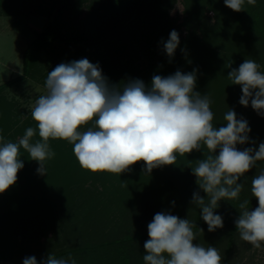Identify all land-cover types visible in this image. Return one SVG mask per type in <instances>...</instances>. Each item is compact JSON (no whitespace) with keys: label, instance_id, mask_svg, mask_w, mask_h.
Masks as SVG:
<instances>
[{"label":"trees","instance_id":"obj_1","mask_svg":"<svg viewBox=\"0 0 264 264\" xmlns=\"http://www.w3.org/2000/svg\"><path fill=\"white\" fill-rule=\"evenodd\" d=\"M37 1L0 0V6L9 10L12 8L14 13L21 15L28 13ZM78 1L39 0V3L42 4L41 11L47 17L46 26L28 44L23 54V74L0 84V94L9 84L31 74L45 48L57 47L71 50L80 46L115 44L116 55L120 56L131 53L127 51H129L128 45L132 41L149 58L163 45L162 41L166 42L169 39L167 35L170 33L172 22L174 24L178 21L177 18L172 17L170 11L174 7L173 0H97L100 3L99 7L89 14L81 15L80 18L85 27L80 28L76 24L71 25L67 22V19L75 20L78 16L80 12L76 6ZM183 1L184 3L191 2L188 3L191 8L188 9L189 16L196 19L203 16L207 25L196 29V31L192 29L186 36L187 39L182 44L180 52L175 53L174 57H168L165 60L164 56L167 54L164 50L161 51L158 62L151 61L148 63L149 67L146 71L135 74L136 78L132 79H140L150 86L153 75L166 77L178 70L184 73L185 65L183 63L194 62V65L197 63V66L195 65L197 67L196 84L201 86L199 82L201 78H207L206 82H210V84L208 83L210 85L208 94L212 95L210 107L213 114L217 116L213 119V125L217 128L225 126L226 122L223 117L229 109L234 110L239 119L242 118L245 108L239 103L242 95L241 87L231 84L227 77L231 69L227 66L231 64V68H234L233 61L235 59L238 60L240 56L247 59L253 58L257 50L264 49V0H257L255 6L248 5L245 0L244 9L241 12H234L226 7L224 0ZM60 4L62 7L54 13L55 8ZM158 13L166 17L164 22L162 18L158 19ZM144 26L147 27L146 30L141 29ZM123 32H125V38L118 35ZM203 50L212 53L211 57L209 56L210 58L207 59L208 65L201 58V54H205L202 52ZM199 60L203 62L200 63ZM127 80H123L119 84L121 89ZM2 100L3 97L0 95V105ZM249 106L251 107L250 103ZM13 124L20 125L12 120L9 111L0 107V135L4 136V131ZM261 124H264V121ZM28 127L35 128L36 126L21 124L15 133L25 132ZM254 133L256 134L250 138V141H255L257 145L264 143V125L258 127ZM39 139L37 131L32 142L35 143ZM49 145L55 152V156L45 162L46 175H40L37 172L38 162L30 160L29 154L21 149L20 158L24 167L18 172L16 183L6 192L0 194V225L3 223L17 225L18 231L26 224L28 228L22 230L24 233L32 229L29 228L32 224H40V226L35 225L34 227L35 235L48 237L50 230L54 229L56 224H60V221L65 218L75 216L80 212L79 207L75 205L79 197L85 198L87 201L92 197L94 199L97 195L103 197V194L110 196L111 193H115L113 201L116 202V205L127 203V207L131 205V208H135L138 214L132 219V222L122 219L120 227L113 228L115 231L108 235L98 234L85 242L67 244L60 251H53L51 248L53 244L45 247L41 251V258L37 260L38 264L48 254H54L58 259H66L71 256L77 264H137V262L141 264L145 254L143 245L149 239L147 226L159 210L169 213L171 210L172 215H177L182 219L187 218L193 222L196 225L193 231L197 234V239L193 243L204 246V241H208V245L205 247L213 246L218 251L220 248L221 250L224 248L221 264H240L239 260H236L235 263L231 261L233 257L235 259L237 256L236 251L233 253L235 238L239 233L235 226V220L242 211L239 204L244 200L249 201V210L258 206L257 199L251 195V180L261 170H264V161H258L256 166L251 169L252 171L250 170L238 181L244 184L239 199L219 202V207L214 211L223 217L224 226L214 232H208L206 229L208 226L200 216V208L192 203L195 192H199L205 198L206 194L199 189L196 177L189 167L192 163L197 165L198 160L206 157L208 154L206 148L184 156L177 154L176 164L173 167L169 165L155 168L150 174L144 171L143 162H138L131 166L130 171L117 175L107 172L92 173L82 169L73 153V145L67 141L50 139ZM175 171L177 176L170 182L164 174L168 172L174 174ZM134 187L138 191H150L151 195L156 193L158 198L153 204L151 210L153 212H149V204L145 202V205L138 202L131 204V199H128V191ZM11 195H14L18 204L16 208L8 210L3 206L5 199ZM123 197L127 199L125 202H123L125 200ZM3 198L5 199L3 200ZM157 208H159L158 211ZM7 212L11 214H7ZM96 222H103V220H97L94 223ZM128 223L131 224V227L127 225ZM4 229L0 226V235L3 234ZM200 229H203V232ZM204 231L207 232L204 233ZM35 240L31 243V253L26 249L23 250L22 245L17 249L15 255H12V251L3 253L0 250V264H9V257H12L13 260L23 253L24 257L34 256L33 252L38 251V245H40L38 242L40 240L38 238ZM221 241H225L224 245ZM13 263L15 264V262Z\"/></svg>","mask_w":264,"mask_h":264},{"label":"clouds","instance_id":"obj_2","mask_svg":"<svg viewBox=\"0 0 264 264\" xmlns=\"http://www.w3.org/2000/svg\"><path fill=\"white\" fill-rule=\"evenodd\" d=\"M257 0H247L255 6ZM234 12L244 9L245 0H224ZM169 58L180 44L179 33L172 30L162 41ZM228 79L241 87L239 103L264 116V72L253 59H245L231 68ZM197 70L176 71L169 76L153 75L150 86L140 79H129L121 89L111 84L98 63L87 58L60 63L48 72L46 93L31 107L36 127H28L17 142L0 135V194L18 179L24 167L21 149L37 161V172L46 175L45 162L55 156L49 140H64L73 145V153L82 169L92 173L121 175L138 162L151 173L162 166L175 165L177 154L184 156L206 148L207 155L192 168L196 183L206 194H193L192 203L200 208V216L208 232L223 228V217L214 210L221 200L239 199L244 188L239 183L258 161H264V143L239 150L237 145L250 141L251 128L244 118L229 109L224 114L225 126L213 125L211 99L195 91ZM91 123L87 130L80 129ZM39 140L33 143L37 135ZM218 151V154H217ZM251 195L258 201L249 210L248 200L239 204L242 210L235 226L242 241L255 249L264 244V170L251 180ZM196 225L187 218L158 212L147 226L149 239L143 247L144 264H221L216 247L193 243ZM203 232V229H200ZM23 264H38L35 256ZM40 264H77L76 260L56 258L48 254Z\"/></svg>","mask_w":264,"mask_h":264},{"label":"rangeland","instance_id":"obj_3","mask_svg":"<svg viewBox=\"0 0 264 264\" xmlns=\"http://www.w3.org/2000/svg\"><path fill=\"white\" fill-rule=\"evenodd\" d=\"M173 2L174 7H172L170 10L171 15L172 17L177 18L178 21L174 24L172 22V25H170V32L172 30H176L179 33L180 44L175 52L179 53L182 44L187 39L186 36L191 32V30L195 29L194 31H196L198 28L205 27L207 25V21L203 16H201L199 19L189 16L188 11L191 8L188 3H191L190 1L184 3L183 0H173ZM99 4L100 3L97 0H79L78 3H76L77 8L80 10V12L78 11V16L75 20L72 18L67 19V22L71 25L76 24L78 27L84 28L85 24L80 18L81 15L89 14L92 12V10L99 7ZM61 7L62 4L58 5L55 8L54 13H56ZM41 8L42 4L39 3L38 0L28 13L19 15L14 13L12 8L9 10L6 7L4 8L3 6H0V84L14 78H18L23 74V54L28 44L38 35V33L43 31L46 26L47 17L46 14L41 11ZM157 16L158 19L162 18L163 22L166 19V17L160 13H158ZM146 28L147 27L144 26L141 29L146 30ZM124 33L125 32H123V34L118 33V35H121V38H125L126 35ZM169 34L167 35L168 38ZM114 46L115 44L106 45L105 43H102L95 46H80L71 50L57 47L43 49L31 74L20 78L16 82L9 84L3 89L0 94L3 97L0 107L10 112V116L12 117V120H15V123H19L20 125L26 124V126L32 124V126L35 127L36 122L31 118V107L40 95L46 93L45 82L48 72H51L60 63H70L81 58H87L90 62L94 64L98 63L100 65L103 75L108 78L111 84L115 83L116 85H119L123 80L129 79V77L130 79L136 78L135 74L146 71L149 67L148 63H151V61L158 62L159 57L161 56V51L164 50L162 45L157 49L155 54L148 58V56L144 54V51H142V49L137 46L136 43L131 41L128 45L129 51H127L131 52V55L129 54L119 56L116 55L117 51L114 49ZM202 52H205V54H201V58L204 60L205 64L208 65L207 59L211 57L212 53L211 51L205 50ZM256 53H254L253 58L249 59H253L258 64H260V71L264 72V49L259 51L257 50ZM164 58L167 60L168 56L165 55ZM243 59L245 60L247 58L240 56L238 60L235 59L236 61H233L234 68H238L239 65L244 62ZM199 61L200 63L203 62L201 60ZM193 63H183L185 65L183 68L184 73H189L191 70L197 68L195 67V65L197 66V63H195V65ZM180 66L182 67V65ZM219 75L221 76V73ZM206 81L207 78H201L199 81L201 86L196 84L197 86L195 91L200 92L202 95H208L211 99L212 95L208 94L210 90V85H208V83L210 84V82ZM243 111L242 112L244 114L242 115V118L247 120L248 125L251 128V132L249 133L250 139L255 136V130L258 127H262L264 125L261 124L264 121V116L259 115L250 106L245 107ZM216 117L217 116L214 114V119ZM20 125L13 124L8 130H5V139L12 142H17L18 139L25 133L21 131L15 133V131L19 129ZM92 126L93 125L89 123L88 125L82 127L81 131H85L88 127ZM259 144L260 143L257 145V143H255L253 145L252 143H246L245 145H237V148L239 150H243L246 147L258 148ZM195 166L197 165L192 163L189 166L190 170H192V168ZM176 173V171L174 174H170L168 172L167 174L169 175L166 173L164 175L171 182V179H174V177L177 176L175 175ZM175 179L178 180L179 178ZM114 195L115 193H111L110 196L103 194V197L97 195L94 197V199L92 197L87 201L85 198L79 197V199L76 200L75 205L79 207L80 212L75 216L73 215L72 217L65 218L63 221H60V224H56L54 229L50 230L48 237H39L35 235L36 231H34V227L35 225L40 226V224H32V227L29 226V228H32L29 232L25 231L22 233L24 228H28L26 224H24L23 227L17 231V225L14 226V224L11 225L9 223H3L0 225L2 229L5 228L3 234L0 235V243L2 244L0 246V250L3 253L6 251H12V255H15L17 249L21 247L20 245H22L21 248H23V250L26 249L29 251V253H31V243L33 241L35 242V239L38 238L40 240L38 241L40 244L38 245L39 250L33 252L34 256L38 260L41 258V251L43 248L52 246V244L53 246L51 248L53 251H60L67 244L85 242L89 239H93L95 236H98V234L108 235L110 232L115 231L113 228L118 229V227H120L122 219L128 221L130 220L132 222V219L136 216V214H138L135 208H131V205H128L127 207V203L120 204V206L116 205V202L113 201ZM157 198L158 197L156 196V193L155 195H151L150 191H138L136 187L130 188L128 191V199H131V204L138 202L145 205V203H147L149 204L148 207H150L149 212L153 209V204ZM4 199L5 198H3V200ZM123 199H125V197H123ZM126 200L127 199L123 200V202ZM17 204L18 203L16 202L14 195H11L5 199L3 207L9 210L16 208ZM159 208H157V211ZM164 209L166 208L164 207ZM159 212L163 211L159 210ZM7 214L11 213L7 212ZM170 214H172L171 210ZM101 219L103 222L94 223L95 221ZM18 220L21 222L20 219ZM127 225L131 227L130 223ZM205 232L207 231H204V233ZM235 240L236 242L235 246L233 247V253L236 251L237 256L235 259L233 257L234 261L231 260L233 263H235L236 260H239L238 262H240V264H264V244H262L260 249H255L250 244L242 241L239 237V233ZM221 243L224 245L225 241H221ZM207 245L208 241H204V247ZM217 247H219L218 244ZM224 250V248L223 250L220 248V255H222ZM22 255L20 257H16V259H13L14 261L12 260V257H9L8 263H23V260L26 257ZM137 264H139V262H137ZM141 264H144V261Z\"/></svg>","mask_w":264,"mask_h":264}]
</instances>
